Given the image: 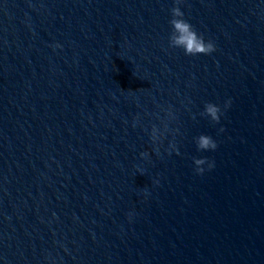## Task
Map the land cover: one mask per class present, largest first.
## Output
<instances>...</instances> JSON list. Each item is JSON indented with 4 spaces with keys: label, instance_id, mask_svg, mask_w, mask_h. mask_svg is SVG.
<instances>
[{
    "label": "water",
    "instance_id": "obj_1",
    "mask_svg": "<svg viewBox=\"0 0 264 264\" xmlns=\"http://www.w3.org/2000/svg\"><path fill=\"white\" fill-rule=\"evenodd\" d=\"M175 6L0 0V264H264V0Z\"/></svg>",
    "mask_w": 264,
    "mask_h": 264
},
{
    "label": "clouds",
    "instance_id": "obj_2",
    "mask_svg": "<svg viewBox=\"0 0 264 264\" xmlns=\"http://www.w3.org/2000/svg\"><path fill=\"white\" fill-rule=\"evenodd\" d=\"M181 0H176L175 7L172 8V19L170 20L171 33L169 36V44L175 48L183 49L186 55H196L200 53L208 54L215 51V44L212 40H206L202 33H199L193 25L186 19H184V13L182 12L179 4ZM231 105V98L224 102V108H228ZM202 115H206L212 122L219 123L221 116L223 115L220 105L208 102L204 106ZM223 129H221L222 131ZM151 138L153 141L157 139V130L153 127ZM195 143L198 150L208 151L215 150L217 147L216 140L206 134H201L195 138ZM142 157H146V153L140 154ZM207 164V168L214 167V162L208 161L204 157L194 158L195 171L197 173H203L205 171L204 165Z\"/></svg>",
    "mask_w": 264,
    "mask_h": 264
}]
</instances>
